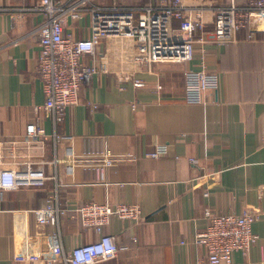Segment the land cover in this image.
I'll return each mask as SVG.
<instances>
[{
	"label": "crops",
	"instance_id": "crops-1",
	"mask_svg": "<svg viewBox=\"0 0 264 264\" xmlns=\"http://www.w3.org/2000/svg\"><path fill=\"white\" fill-rule=\"evenodd\" d=\"M167 1L93 0L135 11ZM39 3L0 0V141L7 150L9 141L23 140L28 124L42 126L48 136L43 144L29 152L21 143L20 153L42 154L49 176L42 186L0 191V264H62L75 245L99 236L68 216L59 227L36 221L34 210L54 188L60 204L70 208L88 201L139 204L141 222L109 218L102 232L115 236L119 250L94 264H208L195 242L205 229L206 210L224 215L244 208L259 212L253 224L258 240L246 255L234 253V264H264V19L254 14L233 42L221 45L212 41L211 23L189 32L173 18L170 38L196 39L195 58L135 66L132 80L143 82L141 87L118 83L126 55L119 42L104 38L84 61H104L107 72L84 83L78 104L54 123L42 108L46 94L37 70V31L46 19ZM63 23L64 34L90 37L88 14L68 15ZM202 50L219 84L191 103L185 100L184 72L200 67ZM156 145L167 146V153L148 157ZM106 148L117 159L101 172L98 155Z\"/></svg>",
	"mask_w": 264,
	"mask_h": 264
},
{
	"label": "built area",
	"instance_id": "built-area-1",
	"mask_svg": "<svg viewBox=\"0 0 264 264\" xmlns=\"http://www.w3.org/2000/svg\"><path fill=\"white\" fill-rule=\"evenodd\" d=\"M206 3L203 0L199 4L186 5L184 0H168L159 4L148 3L135 11L125 6L104 7L93 0H69L66 3L41 0L36 9L43 11L46 19L37 31V70L46 94L43 111L52 115L54 123L60 122L66 109L78 104L81 86L94 74L107 72L104 61L99 66L92 61H84L86 56H94L96 47L104 38L112 37L119 42L121 52L126 55V69L116 73L118 83L123 86L131 82L133 86L141 87L143 82L132 80L135 66L195 58L196 39L170 38L173 18L179 19L189 32L202 30L211 23L212 41L221 45L233 42L237 31L246 27L254 14L264 19V0H247L242 5L235 0H229L225 5L215 0ZM85 13L90 19V37L75 39L64 34L66 16L79 17ZM203 52L200 67L184 72L187 102L199 103L205 91L218 88V74L207 68ZM47 137L42 126L30 123L21 142L11 140L5 150V144L0 141V191L44 185L49 177L45 171L48 160L42 154L34 155L35 158L27 153L21 154L20 144L30 152L34 144L42 145ZM57 137L53 134L54 140ZM166 153L167 146L156 145L147 156L157 158ZM98 157L101 172L117 159L108 148ZM34 215L38 223L58 227L62 216L75 218L99 234L93 241L75 245L69 254L63 256L62 264H94L115 257L119 250L115 236L102 232L111 216L127 218L135 224L144 220L137 203L109 205L88 201L74 208L62 206L57 188L47 194L45 205L36 208ZM258 215V210L252 208H244L239 214L224 215H214L206 210L205 229L196 234L195 242L204 248L207 263L234 264V253L246 255L258 240L253 229Z\"/></svg>",
	"mask_w": 264,
	"mask_h": 264
}]
</instances>
